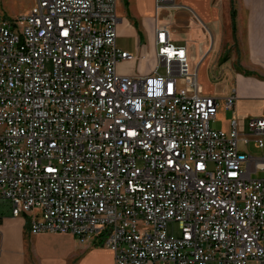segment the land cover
<instances>
[{
	"label": "built area",
	"instance_id": "2783aa9c",
	"mask_svg": "<svg viewBox=\"0 0 264 264\" xmlns=\"http://www.w3.org/2000/svg\"><path fill=\"white\" fill-rule=\"evenodd\" d=\"M0 15V202L31 234L100 243L114 264H264V118L215 130L185 47L156 65L116 45V0H34ZM174 0H155L156 11ZM235 97L225 99L233 108ZM177 225L178 234L169 232ZM1 226V218H0Z\"/></svg>",
	"mask_w": 264,
	"mask_h": 264
},
{
	"label": "crops",
	"instance_id": "0c3cea01",
	"mask_svg": "<svg viewBox=\"0 0 264 264\" xmlns=\"http://www.w3.org/2000/svg\"><path fill=\"white\" fill-rule=\"evenodd\" d=\"M116 16L117 47L143 56L119 63V74L154 70V27L164 26L173 44L185 47L201 93L216 98L213 122L222 108L229 125L236 120L247 133L250 119L264 118V0H174L157 11L155 0H116ZM231 95L235 99L228 110L224 102ZM3 230L18 245L0 257V264H63L70 256L78 257L77 264H114L112 252L97 243L80 244L70 234H31L28 216L1 218ZM24 240L29 242L25 249Z\"/></svg>",
	"mask_w": 264,
	"mask_h": 264
},
{
	"label": "rangeland",
	"instance_id": "374dc122",
	"mask_svg": "<svg viewBox=\"0 0 264 264\" xmlns=\"http://www.w3.org/2000/svg\"><path fill=\"white\" fill-rule=\"evenodd\" d=\"M35 1L34 0H0V15L7 18H15V17H22L27 15L32 7L34 6ZM211 128L215 130H220L224 132H229L230 125L228 120V115L226 114V111H224L222 108L219 109V113L217 116V120L210 124ZM264 140V138H263ZM246 152L250 154L253 157H261L264 155V149L259 150L256 149L253 144L251 143L247 148ZM253 178H262L264 177V173L260 174H253ZM21 217V216H20ZM0 218L6 219L11 218V208L8 203L0 202ZM4 230L0 232V257L9 256V251L13 249L15 246L18 245L17 238L12 239L5 234ZM169 232H173V234H178L177 225H169ZM13 240V241H12ZM28 240H24L23 248L25 249L28 245ZM21 247V245H19ZM23 249V250H24ZM78 250H80L78 248ZM70 256V258H64L63 264H77L75 262L78 257ZM76 258V259H75ZM58 264V263H55Z\"/></svg>",
	"mask_w": 264,
	"mask_h": 264
},
{
	"label": "trees",
	"instance_id": "16d2710c",
	"mask_svg": "<svg viewBox=\"0 0 264 264\" xmlns=\"http://www.w3.org/2000/svg\"><path fill=\"white\" fill-rule=\"evenodd\" d=\"M233 18H234V13H233ZM233 28H234V24H233ZM95 246L97 247H102V245L100 243H97V245L95 244Z\"/></svg>",
	"mask_w": 264,
	"mask_h": 264
}]
</instances>
